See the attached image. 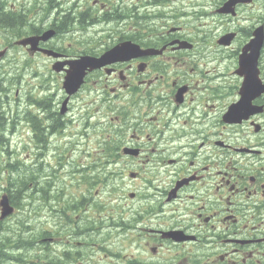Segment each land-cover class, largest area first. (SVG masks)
<instances>
[{
    "label": "flooded vegetation",
    "instance_id": "obj_1",
    "mask_svg": "<svg viewBox=\"0 0 264 264\" xmlns=\"http://www.w3.org/2000/svg\"><path fill=\"white\" fill-rule=\"evenodd\" d=\"M226 1L44 0L31 35L55 34L30 53L36 80L22 109L4 99L21 82L17 67L11 83H0L1 149L12 147L1 134L22 125L36 161L33 170L23 169L33 166L27 160L13 163L27 176L22 199L31 206L24 219L8 218L0 264H18L19 251L28 259L33 218L42 231L35 264L93 263L92 249L105 245L117 250L105 251L104 264H264V0H232L221 12ZM21 2L0 0L10 41L32 27L26 14L7 12ZM126 41L139 46L130 60L87 69L68 97V63ZM214 52L222 56L212 60ZM254 57L257 76L246 81L240 70H252ZM244 82L247 112L228 118ZM86 137L95 142L80 149ZM45 225L52 229L44 233Z\"/></svg>",
    "mask_w": 264,
    "mask_h": 264
},
{
    "label": "rangeland",
    "instance_id": "obj_2",
    "mask_svg": "<svg viewBox=\"0 0 264 264\" xmlns=\"http://www.w3.org/2000/svg\"><path fill=\"white\" fill-rule=\"evenodd\" d=\"M42 4V3H41ZM1 18H3V16L2 15H0V19ZM11 32H12V30H10ZM208 43H210L211 44V42H208ZM204 47H205V45H204ZM222 56V54L220 53V52H214V54H213V58H212V60L214 59V60H216V59H219L220 57ZM36 59L35 58H32L31 59V63H32V65H31V67H33L35 70H36V67H35V64H36ZM202 62H203V60H202ZM211 64H213V63H216V61H212V62H210ZM13 68L14 67H11L10 65L9 66H5V68H2L1 69V72H0V77H1V80H2V83H6L10 78H12V76L13 75H16V74H18V72L16 71V70H13ZM3 75H5L4 77H2ZM31 79V77H30V75H25L24 76V80H30ZM23 80V81H24ZM215 80V85H218L219 83H218V79L217 78H215L214 79ZM14 86L15 87H21L22 86V84L21 83H19V81H15V83H14ZM11 106V104L9 103L8 104V106H7V109L9 108ZM10 118H13V119H15V117H10ZM10 118H4L3 119V123L4 124H7L9 121H11V119ZM17 132L15 133V135H13V136H11L10 135V132L9 131H4L2 134H1V136H2V138H3V140H8V142H9V144L12 146L11 148L13 149L14 147H15V144L17 143V148H18V151L16 152V154L17 155H13L12 156V158H11V161L14 163L16 160H19V162H21V160H24V159H26L27 160V163L29 164V166L30 165H32L33 164V160L31 159V158H29L27 155H26V149H28L29 148V146H26L25 147V149L23 148L24 146H23V143H21V141L22 140H24V135H25V132L22 130V127L20 128V129H17L16 130ZM12 139V140H11ZM16 142V143H15ZM80 142H81V140H80ZM89 142H95V140H94V138H91V140L89 141ZM88 142V140H87V137H86V139L85 140H82V142L81 143H79V148L80 149H85V148H87L88 149V147H89V145L91 144V143H89ZM2 144H3V141H2V139H0V151L2 150L1 149V146H2ZM89 144V145H88ZM30 149V148H29ZM31 152V151H30ZM34 153H35V156H36V151L34 150ZM57 153V155L59 154V152H56ZM56 153H54V152H52L51 153V156L50 157H47V159H48V161H51L50 163L52 164L53 162H55V161H53L52 159H58V156L56 155ZM65 154H66V152H65ZM21 157V158H20ZM28 157V158H27ZM73 157H75V155L73 156ZM80 158H82V154H80ZM21 159V160H20ZM44 159V158H43ZM1 162V164L2 165H5V159H4V157H2V161H0ZM7 162H8V160H7ZM27 164V165H28ZM36 164V161H34V164H33V166H31L30 168H26V165L24 164V170H27V169H31V170H33V169H35V165ZM19 170V172H20V174H21V176H20V178L18 179V180H22V183H21V181H19L17 184H16V182H11V183H9L8 185H9V193H10V191H12V189L14 190V189H16L17 190V192H19V198H20V205L19 206H17V209H18V211H19V213H20V215L22 216V218L24 219V217H27L28 216V214H27V210H26V208H27V206H29V201H28V198H26V199H22L23 197V188H24V186L27 184V181H28V179H27V176H25V177H23L24 175H22V168L21 169H18ZM22 177H23V179H22ZM15 181H17V180H15ZM10 184H13L12 186L10 185ZM3 186H4V184H3ZM97 188H99V187H95V189H97ZM100 189V188H99ZM2 193H7L6 191H3ZM79 193V190H75V194H78ZM92 193H93V191H92ZM28 197V196H27ZM107 196H105L104 198H106ZM11 198V197H10ZM31 199V198H30ZM100 198H96V200H99ZM32 201H37V198H34V199H31ZM11 201L13 202V204H14V200H13V198H11ZM40 205V204H39ZM30 206H31V204H30ZM29 206V207H30ZM39 207H41V206H37V207H32V209L34 208L35 210H39ZM25 210H26V213H25ZM3 223H7V221L6 220H4V221H2ZM10 222H11V219H9V222L7 223V224H5V227H7L8 226V224H10ZM31 224H33V222L31 221L30 222ZM51 225H52V223H50ZM20 229H21V227L18 229V232L20 233ZM0 234H2V236H3V233H0ZM1 236V237H2ZM106 250H108V251H116L117 250V247L116 246H111V247H109V248H107V246L105 245V248H104V250H100V248L99 247H96L95 249H92V257H93V262L95 261L96 263H98L97 261H99V260H102V259H104V254L106 253L105 251Z\"/></svg>",
    "mask_w": 264,
    "mask_h": 264
},
{
    "label": "trees",
    "instance_id": "obj_3",
    "mask_svg": "<svg viewBox=\"0 0 264 264\" xmlns=\"http://www.w3.org/2000/svg\"><path fill=\"white\" fill-rule=\"evenodd\" d=\"M12 16H15V17H19L21 15V13H16V14H13L11 13ZM6 20V19H5ZM2 27H5V23L2 22ZM4 152H6V150H4ZM2 157H4V153H2L0 151V161H2ZM13 163H9L7 165H2L1 162H0V185L1 184H6V187H3V191L5 190L6 192H8V194H10V197L13 198L14 200V204H16L15 206H19L20 204V198L18 197L19 196V192H17L16 189L10 191L9 193V181L10 180H18L21 176L19 170L15 167H13ZM6 178H8V181L6 180ZM19 181H16V184L18 183ZM21 183H22V180H21ZM13 185V184H12ZM5 224L6 223H3V222H0V233H3V236L1 237V234H0V245L2 247H4V245H6V242L8 240V230L6 229L5 227ZM21 220H19V225H21ZM20 228V227H19ZM25 228L23 227V232H24ZM26 230L28 232V236H27V250H29V257H30V261H33V260H37L38 257L36 256V254H33L32 253V249H34L36 246L35 244L37 243V240H38V236H36L37 232L35 230V227H33L32 229L29 228V227H26ZM39 233V232H38ZM22 239H24L23 237H21V234L19 233V236H18V240L22 241Z\"/></svg>",
    "mask_w": 264,
    "mask_h": 264
},
{
    "label": "water",
    "instance_id": "obj_4",
    "mask_svg": "<svg viewBox=\"0 0 264 264\" xmlns=\"http://www.w3.org/2000/svg\"><path fill=\"white\" fill-rule=\"evenodd\" d=\"M230 5V2L226 4V7ZM55 34L53 31L46 33V35L40 38H32L30 45H32V50H37V44L39 40H46L50 36ZM30 41L29 39L27 42ZM116 49V48H115ZM47 54H52L51 51H46ZM113 53V52H111ZM1 56V53H0ZM105 57V56H104ZM90 58L84 57L74 64H70V69L67 71V76L64 81V89L68 94H73L77 91L78 87L82 83V78L85 72V69L90 66ZM58 70V69H57ZM13 213V208L9 203V199L3 195L0 199V219L3 220L7 216Z\"/></svg>",
    "mask_w": 264,
    "mask_h": 264
},
{
    "label": "bare ground",
    "instance_id": "obj_5",
    "mask_svg": "<svg viewBox=\"0 0 264 264\" xmlns=\"http://www.w3.org/2000/svg\"><path fill=\"white\" fill-rule=\"evenodd\" d=\"M2 30H5L4 28H1ZM21 82V84H23L24 82H23V75H22V78H21V80H20ZM19 121H21V120H19ZM19 129V128H18ZM17 132V131H16ZM15 168H17V169H20L19 167H15ZM17 181H19V180H17ZM13 182V181H12ZM14 182H16V181H14ZM11 186H12V184H10ZM13 190V189H12ZM5 194V193H4ZM4 220H8V216L5 218V219H3V220H1L0 219V222H2V221H4ZM33 222V224H31L30 222ZM38 221V218H33V219H30L29 221H28V224H29V226L30 227H34V225H35V223ZM21 233H23V227H21V229H20V234ZM1 236H2V234H1ZM22 255H24L21 251H19V252H17V256H18V258H20L19 260V262H18V264H35L36 263V259L35 260H33V261H30V255H28V259L26 258V259H24V257H22ZM29 260V261H28Z\"/></svg>",
    "mask_w": 264,
    "mask_h": 264
}]
</instances>
